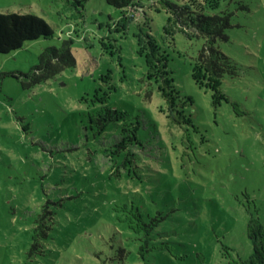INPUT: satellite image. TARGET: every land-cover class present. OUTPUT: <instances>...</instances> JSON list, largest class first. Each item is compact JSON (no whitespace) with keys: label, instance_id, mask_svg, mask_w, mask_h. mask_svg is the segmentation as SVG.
<instances>
[{"label":"rangeland","instance_id":"374dc122","mask_svg":"<svg viewBox=\"0 0 264 264\" xmlns=\"http://www.w3.org/2000/svg\"><path fill=\"white\" fill-rule=\"evenodd\" d=\"M0 12L54 30L0 54V264H264V0ZM222 12L232 27L216 46L237 74L219 80L190 24ZM64 41L75 67L32 87L11 75Z\"/></svg>","mask_w":264,"mask_h":264},{"label":"trees","instance_id":"16d2710c","mask_svg":"<svg viewBox=\"0 0 264 264\" xmlns=\"http://www.w3.org/2000/svg\"><path fill=\"white\" fill-rule=\"evenodd\" d=\"M79 12L84 10L85 4L89 0H66ZM108 5L114 7L120 14L131 9L137 0H104ZM189 25V24H188ZM197 32L205 35L206 44L202 49L199 61L204 69L215 79L222 80L225 75L232 76L237 74V67L232 59L224 54L216 43L219 39L228 40L227 31L232 27L230 14L222 12L214 15L197 14L193 25ZM54 35L53 28L41 17L32 13H2L0 12V54H8L21 49L25 43L39 40L41 38H51ZM76 66V59L72 53V42L64 41L60 47H46L39 55L38 64L34 65L30 72L11 73L17 79H20L25 87H32L42 82L48 81L61 74L68 68ZM136 216L141 221V225L146 227L142 220V214L136 211ZM40 218L37 222L40 226L35 230L36 238L41 234L47 236L44 230L47 226L41 223ZM258 234L261 238V250L264 251V226L256 219ZM252 226H249L251 230ZM249 237L254 241L251 232ZM35 242L33 249H37ZM256 243L254 242V253L246 261L252 260L258 254Z\"/></svg>","mask_w":264,"mask_h":264}]
</instances>
